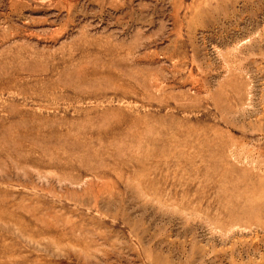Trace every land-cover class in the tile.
<instances>
[{"label":"rangeland","instance_id":"rangeland-1","mask_svg":"<svg viewBox=\"0 0 264 264\" xmlns=\"http://www.w3.org/2000/svg\"><path fill=\"white\" fill-rule=\"evenodd\" d=\"M0 264H264V0H0Z\"/></svg>","mask_w":264,"mask_h":264}]
</instances>
